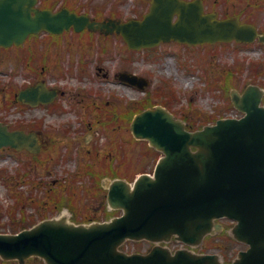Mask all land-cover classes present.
Wrapping results in <instances>:
<instances>
[{"label":"water","instance_id":"1","mask_svg":"<svg viewBox=\"0 0 264 264\" xmlns=\"http://www.w3.org/2000/svg\"><path fill=\"white\" fill-rule=\"evenodd\" d=\"M36 0H0V45L21 43L42 29L62 32L74 25L121 33L132 48L149 47L172 39L187 42L252 41L256 28L237 17L217 18L204 13L202 0H153L143 19L90 20L69 9L53 12L35 8ZM34 13V14H33ZM178 15L174 21L175 15ZM264 42V34L259 35ZM123 80L144 87L149 82L123 72ZM36 88L23 97L35 103ZM44 91V90H43ZM54 96L45 92L42 101ZM264 89L248 86L231 90L241 118H221L202 129L188 130L185 121L158 105L138 113L131 129L136 138L149 140L165 155L154 176L141 174L134 184L106 179L108 202L123 215L106 222L76 224L65 215L46 219L18 234H0V256L18 259L32 256L47 264H221L219 256L173 252L156 244L148 253L120 250L127 239L159 243L174 236L198 245L204 236L222 229L215 219L229 216L239 223L234 236L250 245L233 264H264ZM11 145L38 151L36 133L10 131L0 122V147Z\"/></svg>","mask_w":264,"mask_h":264},{"label":"rangeland","instance_id":"2","mask_svg":"<svg viewBox=\"0 0 264 264\" xmlns=\"http://www.w3.org/2000/svg\"><path fill=\"white\" fill-rule=\"evenodd\" d=\"M68 1L76 2L84 9L83 11L93 15L96 14V9L92 7L95 6L100 8L101 5H104L105 14H109L116 8L113 5V0H106V2H104L105 0ZM234 1H238V9L246 7L247 10L250 9L248 17L257 10L258 19L264 22V2L260 1L259 4H256L259 0H208V4L210 9L215 6L218 11L225 12L229 9V12H232V2ZM248 3H252V5H248ZM118 6L120 15L123 18H130L144 14L150 4L148 0H121L118 2ZM82 33L77 36L82 39L89 37L85 34L87 32ZM56 37L58 36H52L54 39H59ZM112 42L115 46V52L113 46L110 48V52H114L112 54H105L103 49L99 51L98 42L88 44L87 52L91 58L86 57L85 63L88 66V72L83 69L84 75L79 72L82 67H79L78 61L68 62L67 56L64 58L65 64L61 65L62 75L55 71V67H49L45 71L47 78L58 84L64 92L61 100L55 105H48L41 109L27 108L23 110L13 106L10 110L6 109V112L14 114L10 118L0 109V116L8 123L13 124L15 117L20 115L19 111L23 113L26 124L30 122L36 124L38 120H42L45 135L48 137L46 138L47 142L50 144L53 142L52 147L48 150V157L44 159L43 172L35 159L32 160V165L27 164L29 157L26 154L19 155L8 150L0 151V214H3L0 222L4 229L28 227L33 221L55 214L56 212L53 213V211L57 204L69 206L72 209L68 208L70 214L76 215L79 219H84L86 216L105 217L102 205L99 207L100 199L96 186L89 190L88 187L86 188L94 182L89 167L95 164L96 157L88 155L87 149L99 148L102 150L101 152H106V150H110L111 143L117 138L122 146L119 156L116 157V166L123 175L133 179L138 173L153 172L159 155L156 151L151 150L146 142H139L132 138L129 120L134 114L131 115L129 107L134 106L127 105L130 100H137L139 106L136 103V108L139 109L148 105V102L155 104L167 101L172 105V111L188 120L193 126L199 127L203 123L214 122L222 116L237 113L229 100L228 90L230 87L243 89L251 80L264 81V73L257 77L251 74L250 66L253 61H262L260 66L264 69V48L259 46H246L234 42L188 47L176 42H167L152 50L145 48L132 52L125 50V42L122 39L119 38L116 43L113 38ZM120 47L124 51L120 50ZM33 49L35 48L33 47ZM16 51L18 50H9L10 63L18 60L14 53ZM96 51H99L98 56L92 57ZM32 52L34 53V50ZM100 66L104 68V71L109 72L134 71L150 78L152 82L144 90L135 88L119 82L111 74L104 76L99 71ZM77 69L78 72L75 73ZM12 71L15 76L11 73ZM39 71H41L40 68L37 70L28 69L25 62L19 67H14L13 63L9 66L1 59L0 103L4 104V101L8 100V93L2 91L1 88L10 91L12 85L7 87L9 81L16 80V84L13 85L19 89L25 83L35 79L36 75L29 72L38 74ZM224 79L229 81L230 86L224 83ZM167 93H170L172 97H168ZM90 96L94 100L92 104L88 105L89 112L87 104ZM116 103L122 108V124L118 128L119 120L115 121L111 136L102 121L99 124H93V117L95 120L103 119L105 116L102 114L107 109L109 112V107L116 106ZM58 105L66 110H59ZM110 140L113 141L110 142ZM114 158L115 156L110 157L109 160ZM24 166L25 168L22 170ZM3 168L4 173L1 175ZM19 169L21 170L17 172ZM102 169L105 168H101L100 171ZM98 170L99 168H96V171ZM11 176H14L13 181L17 183V188L13 187V190L8 183V178ZM74 178L75 184L67 183L65 186L56 187L55 190L52 189V182L48 180L58 179V182H68ZM16 190L19 193L14 195ZM69 190L80 191L78 194H74ZM10 209L11 213L20 219L18 225L15 224V218L10 213ZM9 223H12L13 226ZM213 242L220 244L219 246L225 244L228 249L232 246L227 234L215 237ZM147 247L148 243L145 241L130 244V248L134 251L137 249L144 251ZM0 264L3 263L0 261ZM27 264L43 263L29 260Z\"/></svg>","mask_w":264,"mask_h":264},{"label":"flooded vegetation","instance_id":"3","mask_svg":"<svg viewBox=\"0 0 264 264\" xmlns=\"http://www.w3.org/2000/svg\"><path fill=\"white\" fill-rule=\"evenodd\" d=\"M261 0H259V2H257V4L260 3ZM237 5V3L232 2V6L235 7ZM252 17L251 19H253L256 24L258 25V30H264V22H261L257 15H258V11H253L250 14ZM73 30V29H72ZM74 31V30H73ZM89 37L87 39H82L81 37L75 35V36H71V37H60L59 39H54V38H36L35 42H34V48L33 47H28L25 49H19L18 51L14 52L17 57L18 60L16 61H20L21 59L25 58L27 56V54L30 53V51L33 49L34 50V58L36 61V67L39 69L41 68V73L37 74L35 76L34 79V83H37L39 81H44L46 82L50 87L52 88H58L57 86H59L58 84L54 83L53 81H51L49 78H47V74L45 73L46 69L49 67H55V71L58 72V74L62 75V66L61 64L64 62V58L67 56L68 57V62H75L78 61V65L79 67L82 69L79 70V72L82 73V75H84V71L88 72L87 70V65L85 63L86 57L88 58V52H87V46L88 44H95V42L98 40L99 42L102 41L104 34L98 31H89L88 32ZM0 61L2 59L3 62H7V60H9V50H0ZM28 51V52H27ZM71 51L73 52V54L71 55ZM67 53H69L70 56L67 55ZM15 61V62H16ZM3 65V64H2ZM79 69V68H78ZM78 69L75 71V73L78 72ZM102 74L105 76L108 73L104 72V70L102 69ZM57 74V73H56ZM118 76V74H116V77ZM82 77V76H80ZM13 84H16V80L13 81H9L7 87L9 85H12V88L10 90H14V88H16ZM24 86V85H23ZM59 89V93L63 94L64 92ZM2 91H5V88H1ZM8 93V91H7ZM15 96V94H14ZM8 99H9V93H8ZM11 100L13 102L16 101V99L13 97L11 98ZM74 100V99H73ZM43 104H39L35 107V109H41L43 108ZM30 107V105H27L26 108ZM22 114V112L20 111V115ZM9 118L11 116H14L13 113H9L7 115ZM23 116V115H22ZM41 117V116H40ZM99 121V119H97ZM40 120H38V122L35 124V128L33 129L34 131H36L39 134L40 140L41 141H47L46 138H48L45 135V130L40 126L39 124ZM32 130V129H30ZM51 182L53 184H57L58 183V179L55 180H51ZM220 222H223L226 226V228L217 234H222L223 232H228L229 236L231 237V248L228 249V246L223 244L222 246H219L217 244H215L214 238H212L210 235H208L203 243L198 246V247H191L189 245H185V244H177V241L175 239H173V246H176L177 248H184L186 250L189 251H193L195 253H200V254H211V253H220L221 256L223 257V264H232L233 263V259L235 258V256L237 255V253H239L242 250H246L248 248L247 244L241 243L237 240H235L232 235L230 234L231 229L235 228V224H236V220L231 219V218H222L220 220H218ZM236 246V247H234Z\"/></svg>","mask_w":264,"mask_h":264}]
</instances>
